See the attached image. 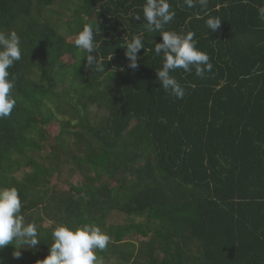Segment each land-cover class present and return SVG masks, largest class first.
<instances>
[{"label":"trees","instance_id":"trees-1","mask_svg":"<svg viewBox=\"0 0 264 264\" xmlns=\"http://www.w3.org/2000/svg\"><path fill=\"white\" fill-rule=\"evenodd\" d=\"M168 2L164 30L194 32L213 65L170 73L182 99L157 78L161 37L145 0H0V30H15L22 50L9 69L16 106L0 120V186L18 188L40 233L34 247L5 245L0 264H39L52 229L69 221L111 236L97 250L105 262L264 264V0ZM209 16L221 20L216 32ZM85 23L103 71L75 46ZM137 34L144 49L132 69L124 47Z\"/></svg>","mask_w":264,"mask_h":264},{"label":"clouds","instance_id":"clouds-1","mask_svg":"<svg viewBox=\"0 0 264 264\" xmlns=\"http://www.w3.org/2000/svg\"><path fill=\"white\" fill-rule=\"evenodd\" d=\"M205 3L206 0H200ZM189 7L193 0H186ZM168 0H145L142 11L150 31L160 32L161 41L155 42L154 52L163 55L162 67L157 71V78L163 89L177 99L185 95L184 88L170 74L173 70L183 69L191 72L195 68L197 76L212 71L209 55L196 47L195 33H177L164 30L175 12L170 10ZM258 14L264 17V7L258 9ZM140 21L139 14L134 16ZM208 29L216 32L221 25L219 18L211 17L205 21ZM96 29L92 24L85 23L76 34L75 46L84 50L87 55L83 58L86 66H95L103 71V66L96 55L97 43L94 39ZM125 58L129 67H139V53L144 49L142 34L133 35L126 43ZM21 40L15 30L4 32L0 30V120L9 117L16 106V99L11 95L15 87V78L11 77L9 69L21 60ZM22 198L15 186H0V249L5 245L14 244L34 247L40 243V233L35 222H25L22 214ZM51 246L48 255L39 264H103L97 250H105L111 242V236L95 222H59L51 231ZM19 257L20 253H14Z\"/></svg>","mask_w":264,"mask_h":264},{"label":"rangeland","instance_id":"rangeland-1","mask_svg":"<svg viewBox=\"0 0 264 264\" xmlns=\"http://www.w3.org/2000/svg\"><path fill=\"white\" fill-rule=\"evenodd\" d=\"M59 132V128H58V125L56 124V125H54V126H52L51 128H50V134H49V136L51 137V136H53V135H56L57 133ZM42 156L44 155V153H42L41 154ZM38 160H41V158H38V157H36ZM44 162V164L45 165H47V164H49V163H52V162H49L48 160H45V161H43ZM54 164H57V162H55ZM59 166H60V172H61V174H60V178L57 180V184H58V186L59 187H64V188H66L67 187V185H65V183L63 182V179L64 178H68V180L69 181H71L73 178H72V176L70 175V169H71V167L69 166V165H63L62 163H61V165L59 164ZM23 170H28V168H22V170H20V171H18V172H16L15 174H16V176H18V177H20L22 174H23ZM70 176V177H69ZM75 179V178H74ZM105 261H103V263H104ZM105 264H116L115 263V261L113 260V258H111V259H109L108 261H106L105 262Z\"/></svg>","mask_w":264,"mask_h":264}]
</instances>
